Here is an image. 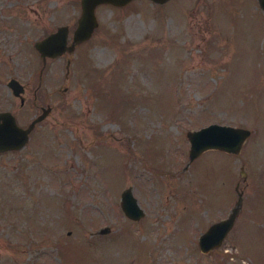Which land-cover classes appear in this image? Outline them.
Listing matches in <instances>:
<instances>
[{
	"label": "rangeland",
	"instance_id": "374dc122",
	"mask_svg": "<svg viewBox=\"0 0 264 264\" xmlns=\"http://www.w3.org/2000/svg\"><path fill=\"white\" fill-rule=\"evenodd\" d=\"M256 1H101L90 35L41 65L33 41L60 23L69 40L80 1L0 0V109L25 125L50 105L23 145L0 150V264H264ZM211 121L249 132L236 151L190 158L187 131ZM127 185L136 218L120 206ZM237 201L221 241L201 250L199 233Z\"/></svg>",
	"mask_w": 264,
	"mask_h": 264
},
{
	"label": "water",
	"instance_id": "95a60500",
	"mask_svg": "<svg viewBox=\"0 0 264 264\" xmlns=\"http://www.w3.org/2000/svg\"><path fill=\"white\" fill-rule=\"evenodd\" d=\"M79 1L80 11L76 18V23L71 30L69 40H67V24L60 23L56 25L55 29L33 41L34 47L39 51L41 56V65L44 63L45 56H55L65 50H71L76 41L82 40L90 35L93 27L97 24V18L94 13V6L96 3L109 1L113 4H123L127 0ZM258 1L264 12V0ZM67 65L68 63L66 62L65 66ZM6 84L13 94L17 95L23 90L22 82L15 76H10L6 80ZM40 108V111L25 125L19 124L16 121L15 115L11 110L7 108L0 109V150L18 148L24 144L34 122L42 118L48 112L50 105H42ZM248 132L249 128L247 127L217 121H211L199 127L192 128L187 131V138L189 141L188 155L191 158L205 147H219L228 151H236ZM119 202L123 212L131 218H136L143 212L142 207L131 192L129 185L120 190ZM238 203L239 201L232 205L225 216L210 222L207 227L199 233L198 245L201 250H207L221 241L223 235L232 224ZM107 228L108 226L104 224L99 226L98 230L105 231Z\"/></svg>",
	"mask_w": 264,
	"mask_h": 264
},
{
	"label": "flooded vegetation",
	"instance_id": "af4514ba",
	"mask_svg": "<svg viewBox=\"0 0 264 264\" xmlns=\"http://www.w3.org/2000/svg\"><path fill=\"white\" fill-rule=\"evenodd\" d=\"M257 2V4L261 7V9H262V6L260 5V3H259V1L257 0L256 1ZM63 52H61V53H59V54H57V55H55V56H59L60 54H62ZM50 57H54V56H50ZM66 62L68 63L69 62V58L68 57H66L65 58V64H66ZM67 67V66H66ZM41 70V68H39V71ZM67 69L65 68V71H64V74H65V76H67ZM40 75V72H39V74H38V76ZM19 80V79H18ZM23 84V83H22ZM66 88V86L64 85L63 87H62V90H64ZM23 89H24V84H23ZM23 91V90H22ZM21 91V92H22ZM35 92H36V90L35 91H33V96H35ZM18 95V94H17ZM19 102H20V104L23 102V96L22 95H20L19 96ZM40 107L42 106V104L41 105H39ZM28 135H29V132H28Z\"/></svg>",
	"mask_w": 264,
	"mask_h": 264
}]
</instances>
